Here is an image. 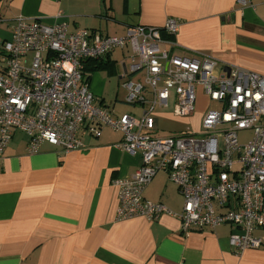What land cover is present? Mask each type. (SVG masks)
I'll return each mask as SVG.
<instances>
[{
  "label": "built area",
  "instance_id": "1",
  "mask_svg": "<svg viewBox=\"0 0 264 264\" xmlns=\"http://www.w3.org/2000/svg\"><path fill=\"white\" fill-rule=\"evenodd\" d=\"M248 1L237 0L242 6ZM177 32L172 19L161 28L137 26L120 37H101L87 29L67 33L66 22L18 18L0 53V158L16 131L27 136L29 154L42 143L68 153L83 148L82 127L95 138L108 127L122 134L119 147L141 160L131 178L113 183L117 220L153 221L165 214L178 219L184 232L228 224L235 252L259 248L263 240L254 231L264 230V78L236 67L217 74L210 57L162 51V44L173 47L168 38ZM124 49V76L142 74L143 82L123 84L126 103L149 105L140 118L110 116L96 105L83 74L85 62ZM197 88L216 107H206L194 129L154 137V109H166L173 94L172 115L190 118ZM244 131L252 136L240 143ZM159 172H166L182 197L179 214L143 197Z\"/></svg>",
  "mask_w": 264,
  "mask_h": 264
},
{
  "label": "crops",
  "instance_id": "2",
  "mask_svg": "<svg viewBox=\"0 0 264 264\" xmlns=\"http://www.w3.org/2000/svg\"><path fill=\"white\" fill-rule=\"evenodd\" d=\"M18 18L66 22L67 33L87 29L101 37H120L137 26L161 28L172 19L178 32L168 38L173 47L162 44V51L210 57L217 74L236 67L264 78V0L244 6L237 0H0V53ZM128 54V49L115 50L88 63L94 68L86 75L96 105L114 118H140L149 108L137 104L142 108L137 117L117 111L111 100L105 104L111 77L124 89L131 76H124ZM161 110L153 111L155 127L157 118L168 116ZM78 137L81 150L63 153L42 143L29 154L27 136L13 133L0 158V264H264L261 229L254 236L262 245L237 253L229 245L233 228L228 224L184 232L178 219L165 214L153 221L117 220L113 183L131 178L140 157L124 152L122 134L108 127L98 138L82 127ZM143 197L175 214L182 210V197L166 172L155 175Z\"/></svg>",
  "mask_w": 264,
  "mask_h": 264
},
{
  "label": "rangeland",
  "instance_id": "3",
  "mask_svg": "<svg viewBox=\"0 0 264 264\" xmlns=\"http://www.w3.org/2000/svg\"><path fill=\"white\" fill-rule=\"evenodd\" d=\"M31 58V55H29ZM126 80H133V81H142V74L131 75ZM108 95L105 97V104H109V100H111L114 104H116L117 111H125L134 114L135 116H139L142 108L140 105H130L125 103V90L121 86V82L118 81L116 76L111 77V80L108 82ZM197 95V104H196V116L194 115L192 118H185L184 120H179L176 118H172L170 116L171 112L173 111V100H170L169 107L166 110H161L158 112H164L167 114V117H160L157 118L156 122V130L153 133V136L156 138H165L168 136H175L186 129H194L198 127L200 122V115L203 113L202 111L209 107L214 109L216 106L211 102H207L204 97L201 96L199 88L196 89ZM147 97L149 94L147 93ZM157 111V110H156ZM252 134L249 131L240 132L238 135L239 142L245 143L251 138Z\"/></svg>",
  "mask_w": 264,
  "mask_h": 264
},
{
  "label": "trees",
  "instance_id": "4",
  "mask_svg": "<svg viewBox=\"0 0 264 264\" xmlns=\"http://www.w3.org/2000/svg\"><path fill=\"white\" fill-rule=\"evenodd\" d=\"M88 63H89V61L84 63V70H83V74L87 80H89V75H86V73L92 72L94 70V68H90V64H88ZM95 63H97V62L94 61L93 64H95Z\"/></svg>",
  "mask_w": 264,
  "mask_h": 264
},
{
  "label": "water",
  "instance_id": "5",
  "mask_svg": "<svg viewBox=\"0 0 264 264\" xmlns=\"http://www.w3.org/2000/svg\"><path fill=\"white\" fill-rule=\"evenodd\" d=\"M125 69V68H124ZM224 72L229 73V68H225Z\"/></svg>",
  "mask_w": 264,
  "mask_h": 264
}]
</instances>
